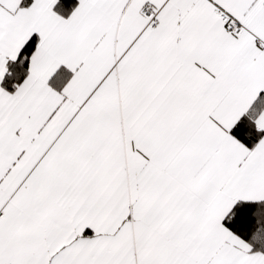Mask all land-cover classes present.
I'll return each mask as SVG.
<instances>
[{
  "label": "snow or ice",
  "instance_id": "1",
  "mask_svg": "<svg viewBox=\"0 0 264 264\" xmlns=\"http://www.w3.org/2000/svg\"><path fill=\"white\" fill-rule=\"evenodd\" d=\"M0 264H264V0H0Z\"/></svg>",
  "mask_w": 264,
  "mask_h": 264
}]
</instances>
